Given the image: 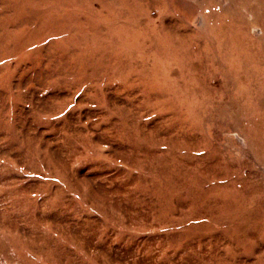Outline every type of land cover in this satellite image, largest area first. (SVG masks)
<instances>
[{"label":"rangeland","instance_id":"obj_1","mask_svg":"<svg viewBox=\"0 0 264 264\" xmlns=\"http://www.w3.org/2000/svg\"><path fill=\"white\" fill-rule=\"evenodd\" d=\"M0 264H264V0H0Z\"/></svg>","mask_w":264,"mask_h":264}]
</instances>
